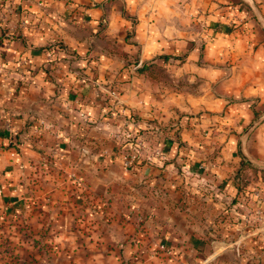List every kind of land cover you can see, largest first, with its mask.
<instances>
[{
	"label": "crops",
	"instance_id": "0c3cea01",
	"mask_svg": "<svg viewBox=\"0 0 264 264\" xmlns=\"http://www.w3.org/2000/svg\"><path fill=\"white\" fill-rule=\"evenodd\" d=\"M162 54L185 55L181 62L155 61L169 78L137 73L142 63ZM107 83L118 85L114 98L120 108L142 123L176 125L177 114L200 110L206 112L204 123L220 121L218 128L205 130L222 131L224 163L210 162L205 178L229 188V162H239L233 154L242 149L239 141L245 144V137L236 135L240 127L255 118L251 128H264L259 119L264 114V0L0 3V192L25 157H35L43 146L51 149V139L57 140L61 152L80 155L74 168H91L80 179L95 181L94 169L107 164L112 181L124 188L109 197L119 218L110 225L124 231L125 249L123 257L106 253L108 264H264V258H247L258 242L257 230L233 234L209 226L197 196L176 188L184 180L176 169V140L170 137L166 148L170 160L129 170L119 166L117 147L102 150L94 124L107 119ZM123 120L114 117L115 123ZM196 131L201 127H182L180 134ZM187 150L193 151L184 147V155ZM259 151L258 163L264 165V146Z\"/></svg>",
	"mask_w": 264,
	"mask_h": 264
},
{
	"label": "rangeland",
	"instance_id": "374dc122",
	"mask_svg": "<svg viewBox=\"0 0 264 264\" xmlns=\"http://www.w3.org/2000/svg\"><path fill=\"white\" fill-rule=\"evenodd\" d=\"M4 1L0 0V3ZM159 74L169 78L167 71L162 70ZM104 86L107 90L111 89L110 99H103L107 104L104 111L107 119L101 117L99 124H94V135L103 141L102 150L117 147L119 166L129 170L170 160L173 155L166 148L171 138L176 140V169L179 170V180L184 177L183 183L176 188L186 196H197V205L205 214L209 226L233 234L247 227L257 230L254 236L258 242H253L252 248H248L251 257L247 258L251 261L252 258H264V165L258 163L259 148L264 146V128L261 131L251 128L255 118L244 126L242 124L238 134L235 132L237 136L245 137V144L239 141L242 149L233 155L241 153L244 159L229 162L231 171L227 173L230 174L228 180L233 177L238 179L235 178L228 188L224 182L218 184L205 178L211 174L208 168L210 162L219 159V165L224 163L221 151L223 137L219 136L222 131L214 129L213 134H208L205 130L209 125L218 128L216 124L219 125L220 121L216 120L215 125L204 123L206 112L200 110L192 114H177L176 125H173L174 122L165 125L155 121L142 123L136 117H132L135 119L132 122L128 120L126 107L120 108L114 98L119 91L118 85L107 83ZM110 102L115 104L113 109ZM115 116L124 117L123 122L115 123ZM259 119L264 122V114L261 113ZM131 123L135 128L143 125L148 130L138 135L143 141V147L138 152L139 159L126 165L124 156L136 150L133 144L135 131L129 129ZM195 126L201 127L196 135L190 133L184 137L180 134L182 127L192 129ZM175 127L176 132L173 133L170 129ZM80 134L86 138L84 132ZM186 137L189 138L183 139ZM46 140H49L47 136ZM51 142V149L42 145L35 157L28 160L25 157V165L17 168L16 174L7 180L5 191L0 192V264H108L105 254L110 250L123 257L125 248L121 243L125 240L124 231L113 230L110 225L119 223V218L112 209L114 201L109 195L122 193L124 188L112 181L107 164L94 169L98 175L95 181L80 179L83 171L92 172L91 168L87 171L82 167L74 168L76 163L81 162L80 155L77 152H61L57 149V140L51 139ZM187 146L193 151L187 150L184 155V147ZM157 148L159 155L155 153ZM181 159L184 161L181 162ZM196 160H200L201 167L191 170ZM179 164H183L184 168ZM188 169L190 172L185 173L184 170ZM228 256L233 258L234 255L228 253Z\"/></svg>",
	"mask_w": 264,
	"mask_h": 264
},
{
	"label": "trees",
	"instance_id": "16d2710c",
	"mask_svg": "<svg viewBox=\"0 0 264 264\" xmlns=\"http://www.w3.org/2000/svg\"><path fill=\"white\" fill-rule=\"evenodd\" d=\"M132 33H133V30H132ZM200 56H201V52H200ZM171 57H172L173 59H175V60L178 59V60L181 62V61L184 59L185 55H183V56H168V55H166V54H162V55L156 56V57H155L154 59H152L151 61H148V62H144V63H142L139 67H137L138 64H139V59H138L137 57H135L134 60L132 61V66L137 67V68H136L137 73H143V72H145V71H148V72H150V73L159 74L160 71H162V70L165 71L166 68H165V66H159V65H157L155 61H156L157 59H161V60L163 61V63H166V62H168V60H169ZM118 111H119V110H118ZM127 117H128V120H129V121H132V122L135 121V119H133L131 115L128 114ZM129 129L135 131V136H134V138L137 137L141 132H146V131L148 130V129H147L146 127H144L143 125L139 126V128H135V127L133 128V127L130 126ZM237 150L239 151L238 147H237ZM239 156H240V159H241V158L244 159L241 153L239 154ZM242 163H243V162H242ZM235 178H236V177H233V179H231V181L234 182V180L238 179V178H236V179H235ZM237 192H238V188H237Z\"/></svg>",
	"mask_w": 264,
	"mask_h": 264
},
{
	"label": "built area",
	"instance_id": "2783aa9c",
	"mask_svg": "<svg viewBox=\"0 0 264 264\" xmlns=\"http://www.w3.org/2000/svg\"><path fill=\"white\" fill-rule=\"evenodd\" d=\"M110 106H111L112 109H113V108L115 107V104H113V103L110 102ZM115 109H116V108H115ZM122 111H123V110H122ZM131 126L135 127L133 123H131ZM133 144H135V145H134V148H135L136 150H135V152H132V153H130V154L127 155V156H124V162H125L126 165H127V164H130V163L133 162V161H135V159H139V157H140V155L138 154V152H139V148H142V147H143V141L140 140V138H139V136H138V137L135 138ZM158 149H159V148H157V150L155 151V153H156L157 155L160 154V152H159ZM161 152H162V151H161ZM162 153H163V152H162ZM156 154H155V155H156ZM146 158H147L148 160L150 159L149 156H147Z\"/></svg>",
	"mask_w": 264,
	"mask_h": 264
}]
</instances>
